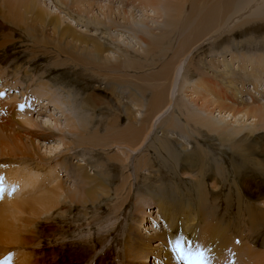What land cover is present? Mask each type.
I'll use <instances>...</instances> for the list:
<instances>
[{"label": "bare ground", "instance_id": "1", "mask_svg": "<svg viewBox=\"0 0 264 264\" xmlns=\"http://www.w3.org/2000/svg\"><path fill=\"white\" fill-rule=\"evenodd\" d=\"M50 1L57 10H59L58 12L52 13L48 11L42 0H0V24L2 26H8L12 32L20 31L23 35L22 37H25L29 44H31V50L28 49L30 58L28 61H25L28 66H30L32 60L38 59V57L43 55L48 58V66L50 69H62L63 66H70V71L74 68H80L79 71L81 70L82 72L86 67L95 68L102 64H108L110 66L107 65L106 68L102 67L104 68L103 70L108 71L113 69L121 73L119 77L123 76L125 78V80L123 78L124 82L116 79L113 83L124 89H129V95H125L127 102L122 103L121 101L115 100L117 114L113 116L103 115L101 117V123H104L105 136L107 137L105 145L108 146V148L113 145L114 147L121 148V152L124 155L123 161H126V163L122 162L118 167H131L132 173H129L126 178L133 177L134 179L138 178V180L140 178L141 180L148 178L149 176L142 174L141 171L147 170L148 174L150 171L149 167L156 161L155 158L153 160V157H156L157 154H161L162 156L163 154H167L171 159H178V154L172 151L174 147H171V145L173 144H178L179 150L185 152V155L182 157L183 164L181 169L192 170L194 168L196 170L198 168L194 180L189 181V185L193 186L186 185L185 183L182 186H180L181 183L174 184L175 187L173 186L176 197L179 198H174L176 202L175 208H177L178 213L175 212L181 215L180 219L171 220V217L166 215L163 209L168 206V203L163 201L162 196L157 197L155 194L157 198L155 196L152 197L154 198L153 203L158 207L157 212L161 215L159 218L168 221V228L170 231L165 233H168L167 237L170 244L164 248L163 244L165 243L162 244L160 240L159 242L155 240L150 246V239L153 238L152 235L150 236L147 232L138 235L137 228H139V225H142L141 228L145 230L150 228L148 225L149 223L147 224L146 220L142 219L143 222H138L139 225L134 232L135 235H137V247L134 250V248L131 249V246H129L132 250L129 252L137 256L135 257L136 259H139L150 246L148 248L149 252L153 253V257L156 256L162 259L164 264H264V251L252 245L246 234L253 230L252 224H254L253 226L259 225L263 227L264 209L257 211L254 208H249L247 209L248 214H246L245 200H243L244 203H241L239 199H236V216H234V218L238 219L239 222L241 221V224L239 223V226L236 224L238 227L232 229V224L234 222L233 218H226L225 220L227 221L224 223L223 217H217L218 215H216V212L211 213V216L208 212L209 216H204L201 210L203 207L200 206L202 204L201 200L203 199L201 197L203 196L202 194H207L208 186L205 185V180L208 179V177L214 176L215 181L220 179L219 182L223 187L227 188L231 194L232 189H235L237 193L238 186L236 185V179L239 183H243L240 188L246 190V137L238 138L239 135L237 136L240 130L246 128L245 125L243 123L240 124V122L239 125L236 126L230 125L231 121L229 122L226 120V122H224L225 118L220 115L221 119L218 118L214 120L213 117H211V100L204 99L200 102L201 97H199V89L203 88V86L205 88L207 84H212L214 82L216 79L215 72H213L211 76L208 75L209 73H206L205 77H201L200 79L197 77V80H194L191 85L192 93L190 92L191 95H189L190 97L188 98L189 105L186 104L184 99L176 98V95L183 91V83H188L192 70H195L196 73L201 71L197 65L195 66L194 57L196 54L194 53L192 58L190 57L192 50H196L198 42L204 37L200 45L204 42L206 43L210 39L211 41L209 44L217 45L222 42V39L225 40L227 35L230 36L234 32L241 33L242 31H248L251 26H258L257 28H259V25L264 26L263 6V9L260 7L258 9L259 12H257V15L259 14L261 17L258 18L259 15L257 17L255 16L257 19L254 21L251 19H243L236 27L233 24V20L230 18L234 16L235 18L239 16L242 17L246 12V5L239 7V9L236 8L237 10H232L231 12V8L234 6V0H118V2H121V8L112 7L109 5L110 3L103 4L104 0ZM108 1L116 2L117 0H107L106 2ZM259 1L262 2L264 0H250L251 5L249 7L257 5V3H260ZM248 5L247 8H249ZM125 6L140 8L145 20L150 18L156 22L158 17H161L164 20V22H162L163 26L157 28L158 31H155L151 26H146V21L139 19V22L144 25V28L141 30L135 29L131 25V23L135 22V15L133 16L131 11L127 12L124 10ZM95 8L97 9L96 12H94ZM147 10L152 11L157 16L148 17ZM161 10H163L162 13ZM60 11L67 15V19L71 18L75 23L85 25L86 32L81 33L76 30L71 23H66V18L61 16ZM128 28H131V33ZM110 29L128 31L137 47L117 45L116 37L110 34ZM90 30L99 34V36L88 33ZM218 32H224V34H218ZM6 39L0 41V47L8 43V39ZM104 40L109 41L111 46L108 44L106 45ZM246 42L249 43L248 41ZM112 44H114L113 46L115 47H112ZM109 51L115 54V59H113L115 63H108L110 60L112 61V57L107 54ZM209 51L211 52V49H209ZM260 56L261 55L256 54V57L252 55L251 58H249L250 56L246 55V60L243 58L245 62L248 61L250 65V67L245 68L246 76H249L252 72L262 71L263 67L261 61L264 56ZM145 60H148V62ZM200 60L202 61V59ZM226 61H223L224 65L226 68H230V61ZM121 64H123L125 71L120 72ZM244 64L245 63H243V65ZM147 69H150L148 80H146L148 81V85L139 89L138 84L134 82L135 80L132 81V76L134 75L130 73ZM74 71L78 70L76 69ZM26 73L27 70H25V74ZM44 73L45 71L42 72V76ZM103 77L108 79L110 83V74L106 75L105 73ZM141 78L143 77H140V79ZM178 79H181L182 84L176 85ZM200 81L204 82L206 85L202 84ZM45 82H41L40 80L37 81L40 85L34 88L35 94L38 97L45 96L47 99H50L48 91H42V86H50L48 82ZM185 85L186 84H184V86ZM208 88L210 87L208 86ZM214 89L216 88H212L211 91ZM218 91L221 92L220 90ZM237 91L236 89H232L231 91L224 90L221 92L223 99L221 103L218 101L214 102L218 105V114H225V112L229 113L230 111L236 110L238 115L246 117V105L236 108L232 107L233 105H237L236 103L240 105L242 102L240 99L236 100L235 96ZM240 94L241 93H239V95ZM182 95L186 96L184 93ZM89 97L91 103L99 107L101 104L99 100L96 98L93 99L91 96ZM144 97H146L145 102H142ZM87 99L88 97L86 100ZM50 101L52 102V99H50ZM142 106L146 107L144 111L141 110ZM247 108L250 113L257 112L259 115L264 114L263 104L255 107L247 106ZM2 111L4 115H0V134H2L3 131H8L12 132V136L8 141L0 139V156H26L24 153V145L15 142V139L20 137L18 127L24 128L30 135L38 136L36 130H31L24 126L33 123L27 117L28 115H25V111L27 110L17 103L9 102V97L4 101L0 96V112ZM254 115L255 114H253V116ZM234 116L236 117V115ZM179 119L184 122L182 121L181 124ZM85 120V118H77L72 121V130L68 132L72 135V138L65 143L67 147L66 150L82 148L86 151L87 149L93 151L94 149L92 148L94 146L100 145L99 142L101 138L99 135V127L89 129ZM124 120H126V124L123 125L122 122ZM222 121L224 122L223 124H221ZM54 126H56V124H54ZM231 127H233V129L229 131ZM157 129H159L161 135L155 136L151 147L153 150L152 153L139 157L138 160H133V164L130 165L128 161H130L132 152L136 151L135 148L137 146L142 145L145 141V137L147 138L149 136L148 134L151 130H155L156 132ZM176 131L178 133H176ZM202 131L207 134L218 135L222 147L227 148L229 155H231V160L233 158V162L230 161L227 165L228 167L226 166L227 168L216 166L207 148L204 149L203 145L198 144L197 140H195V146L193 145L194 148H187L186 146L188 144L183 147L181 142L174 143L169 141L166 137V134L171 132L176 135L179 134L181 137L183 136L191 139V137L200 136ZM11 140H13L12 145L10 143ZM155 145L156 148L153 147ZM5 148L10 151L5 152ZM57 149L58 147H53V150ZM125 149H127L128 152L125 151ZM148 149V151H150V147H148ZM17 153L20 155H17ZM116 156L117 155H114V157ZM195 156H197V158ZM206 156L212 163H210V160L200 165H197V162L195 163L196 159H207ZM115 162H117V160H112V163ZM178 162L180 161L178 160ZM151 163L153 164L151 165ZM156 163L157 162H155V164ZM87 164L88 163L83 160V162L74 166L79 177V180L75 178V187L76 190H83L82 200L85 202L91 197L89 189H84L86 185H89L91 182H98V184H101L100 180L103 176V171L98 173L101 179H99L100 177L98 176L89 174L87 171ZM116 164H118V162ZM8 169L9 168L5 170L7 171L5 172L6 182L1 188L2 195L0 198V246L2 250L4 246L7 245L16 244L22 246L23 244L28 245L32 241L29 237H24L21 234L22 226L26 223V220H23L24 223H22V225L19 224V221L22 220L21 214L30 211V214L39 216L48 213L66 201L69 202L68 204H72L76 200L74 199L76 190L66 189L61 181L50 180L49 176H44L42 179H39V167H36V170L33 171L28 169L30 171L28 172L27 169L24 170L20 166V169L17 167L15 170L10 169L11 174ZM50 170L51 167L48 168L47 172ZM2 171L4 170H2L1 166L0 173ZM174 171L171 170V172ZM206 172H208V174ZM183 173L186 172H182V174ZM229 176L232 177L233 180L225 182L224 179ZM68 177L74 179L70 174ZM173 178H175V175ZM179 178L184 181L181 177ZM124 183H126V181ZM47 184L49 185L47 186ZM216 185L217 184H214V186ZM187 192H195V195L192 194L195 200L193 205L185 201L184 194ZM231 199V197H227L225 202L229 203L227 201ZM172 206L174 205L172 204ZM224 212L226 213V211ZM147 215L149 218L151 217L149 221L153 222V220H155L153 212ZM233 215L230 214V216ZM30 218L32 217L30 216ZM178 240L181 242V250H177L175 247L176 241ZM28 252L24 250H20L18 253L16 252L20 264L37 263V260L30 262L31 254ZM182 255L187 257V259H182ZM148 261L150 262L153 260L148 258Z\"/></svg>", "mask_w": 264, "mask_h": 264}, {"label": "rangeland", "instance_id": "2", "mask_svg": "<svg viewBox=\"0 0 264 264\" xmlns=\"http://www.w3.org/2000/svg\"><path fill=\"white\" fill-rule=\"evenodd\" d=\"M106 1L107 0H104L103 4L110 3L109 5L112 7H122L120 4L121 2H118V0L116 2ZM42 2L48 11L52 13L59 11L50 0H42ZM245 5L246 12L242 17L239 16L235 18L234 16L230 18L233 20L235 26H238L243 19H251L253 21L257 19L255 16L257 17L259 15H257V12H259L258 9L260 7L262 8L263 6L264 8V1L249 7L251 5L250 0H234V6L231 8V12ZM247 5L249 8H247ZM124 10L127 12L131 11L133 16L135 15V22L131 23L132 27L135 29L141 30L144 28V25L139 22V19L146 21V26H151L155 31H158L157 28L163 26L162 22H164V20L161 17H158L156 20L157 23L150 18L145 20L140 8L125 6ZM96 11L97 9L95 8L94 12ZM162 12L163 10H161V13ZM147 13L145 14L149 15L148 17L157 16L150 10H147ZM60 14L66 18L65 22L71 23L76 30L81 33L86 32L85 25L77 24L71 18L67 19V15L62 11H60ZM259 17L261 16L259 15L258 18ZM257 27L251 26L248 31H242L241 33L234 32L230 36L227 35L225 40L222 39V42L217 45L209 44L211 39L200 45V42L204 40L203 37L202 40L198 42L196 50H192L190 53L191 58L194 53L196 54L194 57L195 66L197 65L201 71L196 73L195 70H192L188 83H183V91L176 95V98L184 99L186 104L189 105L188 98L192 93L191 85L194 80H197V77L199 79L205 77L206 73H209L208 75L211 76V74L215 72L217 76L215 75L216 79L214 82L212 84H207L205 88L202 85L203 88L199 89V97H201L200 102L204 99L211 100V117H213L214 120L218 118L221 119L220 116H222L225 118L224 122H226V120L229 122L231 121L230 125L236 126L239 125L240 122V124L243 123L246 127L237 134V136L239 135L238 138L246 137V143L243 142L246 144L247 154L246 190L240 188L243 183H239L236 179L238 190L236 193L235 189H232L231 194L229 190L223 187L219 182L220 179H217V182L214 180V176H212L205 180V185L208 186L207 194L203 193V196H201L204 199L201 200L202 204L200 205L204 208V211L203 208L201 209L203 215L209 216L210 214L211 216V213L216 212V215H218L217 217H223L224 223L227 221L225 220L226 218H233L234 222L232 224V229L238 227L239 223L241 224V221L239 222L238 219L234 218V216H236V199H239L241 203H244L243 200H245L246 214H248L247 209L249 208H254L257 211L264 209V114L259 115L257 112L250 113L247 108V106L255 107L260 104L264 105V58L261 61L263 67L262 71L252 72L249 76H246L247 74L245 73V68L250 67L249 62H245L246 55H249V58H251L252 55L256 57V54L264 56V26L259 25V28ZM128 29L131 33V28ZM109 32L112 36L116 37L117 45L137 47L128 31L110 29ZM88 33L99 36V34L94 33L93 30L88 31ZM221 33L224 34V32H218V34ZM22 36L20 31L12 32L8 26H2L0 24V41L6 38L8 39H6L8 43L0 47V96L4 101L9 97V102L17 103L27 110L25 111V115H28L27 117L33 123L24 126L28 129L36 130L38 136L30 135L24 128L18 127L20 137L15 139V142L24 145V153L27 157L0 156V169L2 166V170H4L0 173V198L2 195L1 188L6 182L5 172L7 171L5 170H7V168H9L8 170L10 173V169L15 170L16 167L20 169V166L22 169H29L30 171L36 170V167H39V179H42L44 176H49L50 180L61 181L62 185L70 190H76L75 178L79 180L78 173L75 171L74 166L83 162V160L88 163L87 171L89 174L100 177L98 173L103 171V176L102 179L101 177L99 178L101 179V184H98V182H91L84 188L85 190L89 189L91 195L86 202L82 200L83 190L80 189L76 190L74 194V199L76 200L72 204H68L69 202L66 201L48 213L39 216L30 214V211L21 214L22 220L19 221V224L22 225V223H24L23 220H26V223L22 226L21 234L24 237H29L32 241L28 245L23 244V247L21 245L11 244L4 246L2 250L0 246V264H16L17 262V264H20L19 258L16 255V252L18 253L20 250H24L25 252L31 251L28 252L31 254L30 262L37 260L36 264H164L162 259L156 256L153 257V253L149 252L148 249L155 240L158 242L160 240L162 244L165 243L163 244L164 248L170 244L167 237L168 233H165L170 231L168 228V221L159 218L161 215L157 212L158 207L153 203L154 198L152 197H154L155 194L157 197L162 196L163 201L168 203V206L163 209L166 215H169L171 220L180 219L181 215L177 214L178 211L177 208H175L176 202L174 201V198H179L176 197L173 186L175 187L174 184L180 183V186L184 183L189 185V181L194 180L198 168L196 170L194 168L192 170L181 169L183 164L182 157L185 155V152L179 150L178 144L174 145L172 143L173 145H171V147H174L172 151L178 154V159H171L167 154V156L164 154L163 156L157 154L156 157H153V160L155 158V162L157 163H151V165H153L149 167L150 173L148 172L147 174V170L141 171L142 174L149 176L148 178L142 180L141 178L139 180L133 177L126 178L129 173H132L131 167H118L122 162L126 163V161H123L124 155L121 152V148L114 147V145L108 148V146L105 145L107 137L105 136L104 123H101V117L103 115L113 116L117 114L115 100L121 101L122 103L127 102L125 95H129V89H124L113 83L116 79L124 82L125 78L123 76L119 77L121 75L119 71L113 69L108 71L103 70L108 64H102L95 68L86 67L82 72L81 70L79 71L80 68H76L78 71H74L76 69L71 68L72 70L70 71V66L63 65L62 69H50L48 66L49 60L43 55L38 57V59L32 60L30 66H28L25 61H28L30 58L29 50H31V44ZM104 42L106 45L108 44L111 46L109 41L104 40ZM113 45L114 44H112V47H115ZM209 49H211V52ZM107 54L112 57V61L110 60L108 63H115V60H113L115 59V54L112 51H109ZM200 59H202V61ZM226 60L231 63L230 68H226L224 65L223 61ZM145 61L148 62V60ZM243 63L245 64L243 65ZM121 65L120 72L125 71L123 64ZM25 70H27L29 75L27 73L25 74ZM149 70L150 69L130 73L134 75L132 76V81L135 80L134 82L138 84L139 89L148 85V81L146 80H148ZM43 71H45V75L43 74L42 76ZM105 73L106 75H111L110 83L108 79L103 77ZM140 77L143 78L140 79ZM39 80L49 83V87L42 86V91H48L52 102L45 96L38 97L35 94L34 88L40 85L37 83ZM200 82L204 84V82ZM178 84H182L181 79H178L176 85ZM184 84L186 85L184 86ZM208 86L210 88H208ZM212 88H216L214 89L216 91H211ZM232 89L238 90L235 96L236 100H242L240 105L236 103L237 105H233L232 107L236 108L246 105V117L238 115L236 110L230 111L229 113L225 112V114H218V105L214 102L218 101L221 103V100H223L221 92L224 90L231 91ZM183 93L186 94V96H183ZM239 93L241 94L239 95ZM227 94L230 95L229 93ZM89 96L99 100L101 103L99 107L91 103ZM87 97L88 99L86 100ZM145 98L146 97H144L142 102H145ZM145 108L146 107L142 106L141 110L144 111ZM253 114L255 115L253 116ZM0 115H4L3 111L0 112ZM234 115H236V117ZM174 116L178 117L177 115ZM77 118H85V122L88 124L87 127L89 129L99 127V132L101 134L103 133L102 135L99 133L101 138L99 142L100 145L94 146L92 148L94 149L93 151L90 149L86 151L82 148L66 150L67 147L65 143L72 138V135L68 132L72 130V121ZM182 121H180V123ZM224 122L222 121L221 124ZM54 124H56V126H54ZM122 124H126V120H124ZM232 129L233 127H231L229 131H232ZM176 133L178 132L176 131ZM201 133L200 136L191 137V139L183 136L181 137V135H176L171 132L167 133L166 137L169 141L174 143L181 142L183 147L188 144L186 146L187 148H194L195 140H197L198 144L203 145L204 149L207 148L216 166L227 168L229 162H233V158L231 160V155H229L227 148L222 147L218 135L207 134L203 131ZM148 135L147 138L145 137V141L142 145L137 146L135 148L136 151L132 152L130 155V161H128L130 165L133 164V160H138L139 157L152 153L153 150L151 147L155 136L161 135V132L159 129H157L156 132L155 130H151ZM11 136L12 132L3 131L2 134H0V139L8 141ZM13 140L10 142L11 145L13 144ZM53 147H58V149L53 150ZM148 147H150V151H148ZM153 147L156 148V145ZM4 151L10 150L5 148ZM125 151L128 152L127 149H125ZM17 155L20 154L17 153ZM114 155L120 158H116ZM195 157L197 158V156ZM206 158L207 159H196L195 163L197 162V165L207 163L210 159L207 156ZM112 160H117L118 164H116L117 162L112 163ZM178 160L180 162H178ZM210 163H212L211 160ZM49 167H51V170L47 172ZM29 170L28 172H30ZM171 170L176 171L171 172ZM182 172L186 173L182 174ZM206 173L208 174V172ZM69 174L72 175L74 179L68 177ZM174 175L175 178H173ZM179 177L185 182L180 180ZM224 180L225 182H230L233 178L229 176ZM125 181L126 183H124ZM214 184L217 185L214 186ZM48 185L49 184H47V186ZM188 193L189 192L184 194L185 201L193 205L195 200L192 194L195 195V192ZM227 197L232 198L230 201H227L229 203L225 202ZM172 204L174 206H172ZM149 211L154 213L153 216L155 220L152 218L153 222L149 221L151 220V217L149 218L147 215L150 213ZM224 211H226V213ZM230 214L234 215L230 216ZM30 216L32 218H30ZM142 219L146 220L147 224L149 223L148 225L150 228L148 230L142 229V225L138 224L139 221L143 222ZM236 224H238V226ZM138 225L139 228H137ZM253 225L254 224L251 225L253 230L246 234L252 245L264 251V225L263 227ZM136 228L138 235L147 232L154 238L150 239V246L139 259H136L135 257L137 256L130 253L132 248L135 250L137 247V235L134 233ZM129 246H131V249ZM148 258H151L153 261L149 262Z\"/></svg>", "mask_w": 264, "mask_h": 264}, {"label": "snow or ice", "instance_id": "3", "mask_svg": "<svg viewBox=\"0 0 264 264\" xmlns=\"http://www.w3.org/2000/svg\"><path fill=\"white\" fill-rule=\"evenodd\" d=\"M180 243H181V242H180L179 240L176 241L175 247H176L177 250H181V249H180ZM181 258H182V259H187V257H185V256H183V255L181 256Z\"/></svg>", "mask_w": 264, "mask_h": 264}]
</instances>
